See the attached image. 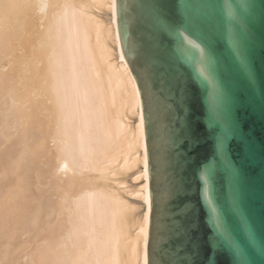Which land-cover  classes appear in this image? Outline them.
<instances>
[{"label": "bare ground", "instance_id": "1", "mask_svg": "<svg viewBox=\"0 0 264 264\" xmlns=\"http://www.w3.org/2000/svg\"><path fill=\"white\" fill-rule=\"evenodd\" d=\"M0 179L2 260L147 264L146 141L116 0H0Z\"/></svg>", "mask_w": 264, "mask_h": 264}, {"label": "water", "instance_id": "2", "mask_svg": "<svg viewBox=\"0 0 264 264\" xmlns=\"http://www.w3.org/2000/svg\"><path fill=\"white\" fill-rule=\"evenodd\" d=\"M116 23L142 107L147 264H264V0H116Z\"/></svg>", "mask_w": 264, "mask_h": 264}, {"label": "rangeland", "instance_id": "3", "mask_svg": "<svg viewBox=\"0 0 264 264\" xmlns=\"http://www.w3.org/2000/svg\"><path fill=\"white\" fill-rule=\"evenodd\" d=\"M31 165L33 166V163H31ZM31 165H30V169L33 168ZM37 165H38V164H37ZM38 166H40V165H38ZM35 167H36V166H34V168L31 170L32 172H31L30 170L28 171L29 173H30V172L32 173V174H30V175L28 174V175L31 176L32 178L35 177V175H33V171L37 169V167H36V168H35ZM38 169H39V167H38ZM34 172H35L34 174H37V175H38V171H37V170L34 171ZM37 175H36V176H37ZM32 178H30V179H32ZM0 180H2V179H0ZM32 180H33V182H31ZM32 180H29V181L31 182V185H32L33 183L35 184L36 179H32ZM34 180H35V181H34ZM36 185H37V182H36ZM39 185H40L41 187H43V186L46 185V184H42V185H41V184H38V186H39ZM38 186H34V187L41 188V187H38ZM34 187L30 186V188H31L30 193L33 194V195L36 194L37 197H39V196H40L39 194H40L41 192H39L36 188H35V189H36V191H35V190H34ZM46 187L48 188V184H47ZM46 187L44 186L43 188H46ZM32 188H33V189H32ZM40 190H41V189H40ZM32 191H34V193H33ZM37 191H38V192H37ZM31 194H30V196H31ZM28 195H29V194H28ZM33 195H32V198L35 199V197H33ZM36 195H35V196H36ZM30 196H29V197H30ZM37 197H36V199H37ZM30 198H31V197H30ZM52 200H53V199H51L50 201H52ZM27 201H29V199H28ZM33 201H35V200H33ZM33 201H31V203H29L30 201L28 202V203L30 204V205H29V204L27 205V206H29V208H30V207H33V205H34V202H33ZM52 203H53V202H52ZM29 208H27V210H29ZM20 238H22V240H23V239L26 240L27 235L21 236ZM20 240H21V239H20ZM0 247H1V246H0ZM1 248H2V247H1ZM1 248H0V255H2L1 252H3V250H1ZM2 249H3V248H2ZM29 250H30V247H29ZM29 250L27 249L28 252H29ZM13 255H14V254H13ZM15 255H16V254H15ZM15 255H14V256H15ZM14 256H13V259L10 258L9 262H8L7 260L5 261L4 259L2 260V257L0 256V263H1V261H2V263H4V264H9V263H10V264H13L14 261H15ZM16 256H17V255H16ZM16 256H15V257H16ZM18 256H19V255H18ZM18 256L16 257L17 261L15 262V264H19V263L22 264V263H23V259H24V261H25V262H24L25 264H28V263H29V259H28L27 257L24 256L25 258H24V257L22 258V255H21V258L19 259ZM27 259H28V260H27ZM12 260H13V261H12ZM10 261H12L13 263H11ZM6 262H8V263H6Z\"/></svg>", "mask_w": 264, "mask_h": 264}, {"label": "snow or ice", "instance_id": "4", "mask_svg": "<svg viewBox=\"0 0 264 264\" xmlns=\"http://www.w3.org/2000/svg\"><path fill=\"white\" fill-rule=\"evenodd\" d=\"M175 31V34L176 35H180V27H176L174 29ZM195 47H198V46H195ZM234 56H237L239 57L242 61L245 59L244 58V54L243 52L239 49V47H237L235 50H234ZM201 55H202V50H201ZM198 72L200 75L202 76H207V72L208 70L207 69H204L203 67H199L198 69ZM213 171H214V166H211L207 169H202L201 170V173H200V176H199V179L200 181L202 182V184L204 185H207V184H210L211 183V179H212V175H213ZM207 198V197H206ZM241 264H244V262H241Z\"/></svg>", "mask_w": 264, "mask_h": 264}]
</instances>
